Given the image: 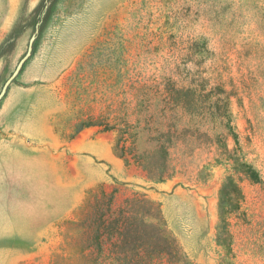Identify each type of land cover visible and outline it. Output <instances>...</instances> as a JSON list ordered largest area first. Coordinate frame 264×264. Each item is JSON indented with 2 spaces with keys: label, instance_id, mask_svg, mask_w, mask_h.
Segmentation results:
<instances>
[{
  "label": "rangeland",
  "instance_id": "374dc122",
  "mask_svg": "<svg viewBox=\"0 0 264 264\" xmlns=\"http://www.w3.org/2000/svg\"><path fill=\"white\" fill-rule=\"evenodd\" d=\"M38 2L0 0V42L22 11L27 23L0 58V91ZM52 11L0 100V139L24 109L50 110L61 147L95 124L73 136V212L58 235L5 240L21 250L12 264H264V0H57ZM106 123L123 158L103 175L80 147ZM222 141L260 181L234 170ZM229 175L243 198L218 235Z\"/></svg>",
  "mask_w": 264,
  "mask_h": 264
},
{
  "label": "crops",
  "instance_id": "0c3cea01",
  "mask_svg": "<svg viewBox=\"0 0 264 264\" xmlns=\"http://www.w3.org/2000/svg\"><path fill=\"white\" fill-rule=\"evenodd\" d=\"M50 116L48 109H24L3 128L11 132L0 139V246L7 239L58 235V222L74 210L75 136L61 147ZM112 145L106 131H92L80 147L88 153L83 161L105 175L104 162L120 158ZM20 253L0 248V264H12Z\"/></svg>",
  "mask_w": 264,
  "mask_h": 264
},
{
  "label": "trees",
  "instance_id": "16d2710c",
  "mask_svg": "<svg viewBox=\"0 0 264 264\" xmlns=\"http://www.w3.org/2000/svg\"><path fill=\"white\" fill-rule=\"evenodd\" d=\"M57 0H39V2L36 4V6L32 9L30 12L31 15H33V18L31 19V25L35 24V32L41 30L45 23L49 20L51 14H52V5L56 2ZM25 20V12L22 11L19 16L17 17L16 21L12 25L11 29L9 30L8 34L6 37L0 42V58L3 55L4 52H6L10 46L13 44V42L16 40L18 35L24 30L26 27L27 23L24 22ZM213 107L215 111H213V114H216V111L219 110L220 106H217L216 103L213 104ZM95 122L92 120H89L86 123H82L79 127L76 128L74 131L73 137L76 133H78L82 126H87V125H94ZM224 126L227 128V130L232 134V136L236 137L235 132H234V127L233 125L230 124V121L228 120ZM115 129V126L112 124H104V128L102 131H107V130H113ZM121 136V135H120ZM165 132H160L159 136L157 138V142L160 143L159 147L161 150L164 152V155L166 156L167 153L164 149L165 145ZM70 137V138H71ZM123 139L122 137L120 140ZM167 139V143H170V139ZM119 141V138H118ZM117 141V142H118ZM117 146V145H116ZM222 148L228 153L227 159H230L233 168L236 172H239L243 176H245L247 179H249L252 182H257L261 180V176L258 172V170L249 162H246L243 159H240L238 157L233 156L231 151L227 147L226 141L221 142ZM124 145H122V149ZM114 153L119 156L120 158H123L122 154L117 153L116 147L113 148ZM125 165H129L128 161H125ZM148 177L154 180L161 181L164 179L162 174H156L157 176H153L149 170H147ZM171 173L167 174L166 177H169ZM243 198V193L240 189L239 183L234 179L233 176L229 175L226 177L224 182L222 183V186L219 190V202H218V216H219V225H218V235H228V221L227 218L236 212H239L240 210V205H241V200ZM223 237V236H220Z\"/></svg>",
  "mask_w": 264,
  "mask_h": 264
},
{
  "label": "water",
  "instance_id": "95a60500",
  "mask_svg": "<svg viewBox=\"0 0 264 264\" xmlns=\"http://www.w3.org/2000/svg\"><path fill=\"white\" fill-rule=\"evenodd\" d=\"M36 37V33L32 34L31 38H30V43H29V47L28 50L26 52V54L23 56V58L18 62L16 68L14 69V71L12 72V74L7 78V80L4 82L1 91H0V100L2 99V97L5 95L7 88L9 86V84L12 82V80L17 76V74L19 73L23 63L25 62V60L28 58V56L31 53V45L33 43V41L35 40Z\"/></svg>",
  "mask_w": 264,
  "mask_h": 264
}]
</instances>
